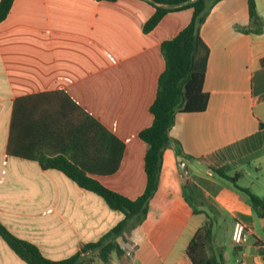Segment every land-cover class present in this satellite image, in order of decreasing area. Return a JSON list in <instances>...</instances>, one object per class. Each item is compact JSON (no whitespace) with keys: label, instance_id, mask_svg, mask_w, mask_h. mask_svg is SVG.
Returning <instances> with one entry per match:
<instances>
[{"label":"crops","instance_id":"obj_1","mask_svg":"<svg viewBox=\"0 0 264 264\" xmlns=\"http://www.w3.org/2000/svg\"><path fill=\"white\" fill-rule=\"evenodd\" d=\"M255 4L260 33L243 31L247 0H220L209 10L200 28L209 47L207 107L176 114L147 215L119 239L126 254L111 264H193L186 247L208 217L230 230L229 243L214 234L215 252L231 245L236 264H264V218L234 187L264 198V0ZM153 12L146 0H13L0 22V221L47 258L97 241L123 213L62 172L7 153L14 100L67 92L125 143L117 171L95 178L138 197L148 147L138 134L153 120L149 106L165 67L160 45L192 16L191 8L169 12L144 32ZM236 173V183L227 179ZM235 220L246 228L240 245L231 242ZM0 264H27L1 236Z\"/></svg>","mask_w":264,"mask_h":264},{"label":"trees","instance_id":"obj_2","mask_svg":"<svg viewBox=\"0 0 264 264\" xmlns=\"http://www.w3.org/2000/svg\"><path fill=\"white\" fill-rule=\"evenodd\" d=\"M115 1V0H106ZM154 12L143 25L151 31L169 12L187 8L192 16L173 38L162 41L164 70L157 80L154 100L149 106L152 123L138 136L147 144L144 155L146 184L143 192L131 199L102 184L95 175H110L119 168L125 143L94 116L83 109L63 90H56L14 100L6 151L9 155L37 160L43 169H56L94 192L107 205L123 213V218L97 241L81 245L78 251L62 259L45 257L39 248L15 236L0 221V236L27 264H111L115 255L126 254L119 239L145 219L149 202L157 190L163 153L172 139L169 130L180 112H202L209 94L204 89L209 47L200 35V28L211 7L220 0H146ZM13 0H0V22L8 14ZM250 25L245 32L260 33L262 19L255 0H247ZM264 66V56L260 59ZM224 169V168H223ZM217 169V173L222 170ZM240 175L224 176L236 183ZM234 187L243 193L255 214L264 218V198L248 188ZM214 220L210 217L196 230L186 247L193 264H226L221 251L213 250Z\"/></svg>","mask_w":264,"mask_h":264},{"label":"rangeland","instance_id":"obj_3","mask_svg":"<svg viewBox=\"0 0 264 264\" xmlns=\"http://www.w3.org/2000/svg\"><path fill=\"white\" fill-rule=\"evenodd\" d=\"M259 219H257L258 221ZM215 222V221H214ZM259 222H262L264 224V220H259ZM228 222H216L214 223V234L216 236V239L218 241V243L222 244V243H229V235H230V230L227 227ZM264 237V234L262 235ZM217 249H221L220 247H216V253H217ZM212 251H215V249L213 248ZM221 254L223 255V257L225 258L224 261L226 264H236V256H235V249L233 246L228 245L225 246L224 248L221 249Z\"/></svg>","mask_w":264,"mask_h":264},{"label":"built area","instance_id":"obj_4","mask_svg":"<svg viewBox=\"0 0 264 264\" xmlns=\"http://www.w3.org/2000/svg\"><path fill=\"white\" fill-rule=\"evenodd\" d=\"M246 240V228L240 220H235L231 233V242L240 245Z\"/></svg>","mask_w":264,"mask_h":264}]
</instances>
